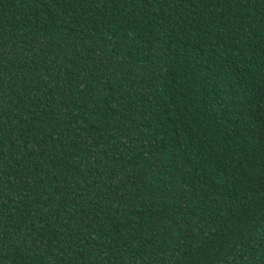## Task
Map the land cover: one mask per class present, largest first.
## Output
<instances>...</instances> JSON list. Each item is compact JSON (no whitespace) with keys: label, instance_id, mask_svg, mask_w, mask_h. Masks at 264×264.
Masks as SVG:
<instances>
[{"label":"trees","instance_id":"16d2710c","mask_svg":"<svg viewBox=\"0 0 264 264\" xmlns=\"http://www.w3.org/2000/svg\"><path fill=\"white\" fill-rule=\"evenodd\" d=\"M0 264H264V0H0Z\"/></svg>","mask_w":264,"mask_h":264}]
</instances>
